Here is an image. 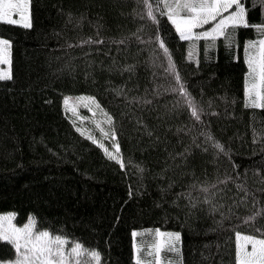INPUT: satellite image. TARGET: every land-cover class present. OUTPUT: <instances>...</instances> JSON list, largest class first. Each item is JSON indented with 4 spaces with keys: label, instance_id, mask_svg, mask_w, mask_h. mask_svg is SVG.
<instances>
[{
    "label": "trees",
    "instance_id": "1",
    "mask_svg": "<svg viewBox=\"0 0 264 264\" xmlns=\"http://www.w3.org/2000/svg\"><path fill=\"white\" fill-rule=\"evenodd\" d=\"M149 3L156 21L140 0H30V28L0 22L12 75L0 81V212L79 242L76 264H156L158 229L180 233L159 264H236V233L264 232V106L245 94L264 0H246L225 36L187 41L168 19L165 3L186 14L175 0ZM78 95L111 117L122 163L67 114ZM15 255L0 241V264Z\"/></svg>",
    "mask_w": 264,
    "mask_h": 264
},
{
    "label": "snow or ice",
    "instance_id": "2",
    "mask_svg": "<svg viewBox=\"0 0 264 264\" xmlns=\"http://www.w3.org/2000/svg\"><path fill=\"white\" fill-rule=\"evenodd\" d=\"M140 2L147 8L146 17L156 21V16L149 0H140ZM155 2L159 5L160 0H155ZM245 3L246 0H175V8L183 10L186 13L185 15L175 11L170 4L165 3V7L169 9L168 19L175 25L180 38L187 41L193 38L194 29L203 28L212 22L216 23L210 31L206 30L195 34L197 39L223 37L225 36V29L229 26L234 27L244 24L247 11ZM229 10L231 11L229 12ZM225 13L229 14L224 15ZM160 14L164 15L165 13L161 11ZM0 22L11 25L19 24L25 28H30V0H0ZM261 31L264 32V28ZM121 42L123 43V41ZM159 46L167 54L168 50L163 41H160ZM248 47L251 50L255 47V44L249 43ZM247 63L251 76L259 81V83H252L247 89L248 97L253 107H260V104L257 103V98L264 100V95L261 92V88L264 87V39L259 41L258 55H250ZM0 65L9 66L7 70L0 69V81L12 79L10 42L6 39H0ZM175 79L180 81L181 78L177 75ZM172 91L184 97L190 96L186 86L183 84H180L178 88ZM85 99L87 100L84 105L86 108L90 104L100 107L95 97L80 98L81 102ZM178 103L180 102L178 101ZM64 104L69 112L73 115L77 114L76 107L69 104V98L66 97L64 99ZM189 105L191 107V116L200 121L202 113L200 106L194 100H189ZM108 123H112L111 118L108 119ZM104 136L113 140L111 147L114 151L110 152L108 148L104 147L103 143L99 146L104 148L109 159L119 162L121 149L119 143L115 142V132L111 134L104 132ZM88 139L92 140L93 143H97L91 135L88 136ZM215 147L221 152L224 151L223 145L219 143H215ZM203 190L207 191V188ZM13 220L14 215L0 216V241L10 243L16 253L15 259L8 261L7 264H66L68 256L79 257L81 255L82 245L78 242L71 247L70 252L66 253L65 245L69 244L70 241L62 239L60 236L53 237L47 231H41L38 234L34 233L35 221L32 218L20 227H17ZM157 232L160 237L165 235L167 237L164 243L155 245L156 264H159L162 249H166L168 252L176 250L175 245L180 240V233L165 234L158 230ZM132 235L136 237L139 234L133 232ZM258 236H264V232H259L258 230L257 235L236 233V238L239 241L236 251V264H264V238H258ZM249 246L251 250H249ZM89 254L93 259L99 261L100 254L98 252L92 251ZM149 255H152V253L149 252ZM137 264H140L139 258L137 259Z\"/></svg>",
    "mask_w": 264,
    "mask_h": 264
},
{
    "label": "rangeland",
    "instance_id": "3",
    "mask_svg": "<svg viewBox=\"0 0 264 264\" xmlns=\"http://www.w3.org/2000/svg\"><path fill=\"white\" fill-rule=\"evenodd\" d=\"M230 11L231 10H229V12ZM227 14H229V13H225L224 15H227ZM218 20H219V17H218ZM215 23L216 22H212L209 25H205L203 28L194 29L193 30V33H194L193 37H195V34H197V33H200V32L206 31V30L210 31ZM174 27H175V25H174ZM0 39H5V38L0 37ZM258 52H259V47L256 50H252V49L249 50V47H247L246 59L248 60L250 55H258ZM8 67H9L8 65H0V69H3V70H7ZM252 83H259V81H258V79H253V77L250 74V69H248L247 76H246L245 94H246V100L250 104H251V101L249 100L247 89L250 87V85ZM261 92H262V95H264V87L261 88ZM66 97L69 98V104L75 106L76 109H77V114L73 115L71 112H69L67 110V108H66V106L64 104V107H65V110H66L67 114L76 123L78 129L81 132H83L84 134L88 135V136L89 135L93 136V138L97 141V144L100 145L101 143H103L104 147L108 148V150L110 152L114 151L113 148L111 147V145L113 144V140L111 138H105V136H104V132H108L109 134L114 132L113 131V127H112V123L111 124L108 123V119L111 118L109 116V114L100 105H99L100 107H96V105L90 104L89 107L86 108L84 105H85V103H87V100L85 99L83 102H81L80 98L81 97L87 98V97H91V96L78 95V96H66ZM257 103L260 104V106H264V100H260V99L257 98ZM101 130H103V131H101ZM115 142L117 143L116 137H115ZM107 143H109L110 146ZM103 150H104V148H103ZM119 162L122 163L121 155L119 157ZM8 215H14L13 223L17 227L23 226L25 223H27L29 221L30 218H32V217H28L25 222L20 224V223H18L16 221V213L15 212H13V211L0 212V216H8ZM33 231L36 234H38L41 231H47L53 237L54 236H60L62 239H66V240L70 241L69 244L65 245V252L66 253L70 252L71 247L74 246L75 243H77V241H72V240H70L69 238H67V237H65L63 235L53 234V233H51L48 230H37L35 228V225H34ZM158 231L161 232V233H165V234H167V233H179L176 230H160V229H158ZM136 232H139V231H136ZM239 233L241 235H250V234H245V233H241V232H239ZM166 238H167L166 235L164 237H160L158 235L157 230H156L155 234H154V245L150 246V248H149L150 252L151 253L152 252L155 253V245L157 243H164L166 241ZM258 238H261V237H258ZM179 242H180V240L176 242L175 247L179 244ZM238 243H239V241L236 238V245L237 246H238ZM249 250H251L250 246H249ZM82 251H83V249H82ZM148 254H149V251H148ZM14 259H12V260H14ZM78 259H79V257H76V256H68L66 264H76ZM147 259H149V257ZM8 261H11V260L4 261L3 264H7Z\"/></svg>",
    "mask_w": 264,
    "mask_h": 264
}]
</instances>
